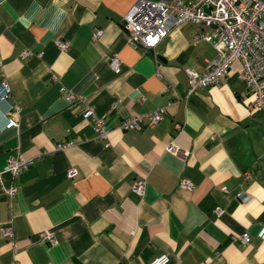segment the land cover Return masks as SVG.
Wrapping results in <instances>:
<instances>
[{"label":"crops","instance_id":"crops-1","mask_svg":"<svg viewBox=\"0 0 264 264\" xmlns=\"http://www.w3.org/2000/svg\"><path fill=\"white\" fill-rule=\"evenodd\" d=\"M134 1L0 0V167L32 159L15 177L2 173L16 192L0 188V264H148L161 254L168 264H264V111L246 108L240 62L188 92L184 68L202 71L216 50L194 41L190 22L133 47L122 21ZM135 115L141 128H121Z\"/></svg>","mask_w":264,"mask_h":264},{"label":"built area","instance_id":"built-area-1","mask_svg":"<svg viewBox=\"0 0 264 264\" xmlns=\"http://www.w3.org/2000/svg\"><path fill=\"white\" fill-rule=\"evenodd\" d=\"M184 22L194 25V41H206L216 50V55L206 61L205 67L198 72L189 67L184 68L189 82V91L216 85L220 79L228 74L230 65L234 61L240 62L239 75L246 83L251 99L247 101L248 111H264V0H135L123 17L122 25L128 35V42L133 47L143 46L153 48L158 41L169 32ZM100 28H95L93 39L101 34ZM61 48H66L67 43L59 42ZM111 69L118 73L121 61L117 55L109 58ZM5 96L9 93V85L5 79L1 81ZM4 96V97H5ZM3 97V98H4ZM72 99L70 95L68 100ZM163 109H156L150 113L149 125H154L161 120ZM84 116H92L94 128L100 135H105L106 129L100 118L96 117L90 107H86ZM140 115L128 116L122 119L121 128H141ZM16 125L14 120H9L6 127ZM65 144H57L56 148ZM168 150L179 153L180 149L175 143L168 145ZM32 163V159L24 157H10L0 167V188L10 196L16 192V186L11 184L4 187L2 173L9 172L11 176H17L22 170ZM78 174V169L71 166L66 175L73 178ZM146 180L144 177L136 179L132 185L133 191L142 194ZM180 186L190 189L192 183L183 177ZM244 198L242 191L237 193ZM214 213L219 216L222 209L217 206ZM3 235L12 236L11 229L4 228ZM258 237L264 239V224H262ZM43 236L53 241L50 233ZM237 238V237H233ZM238 239L246 244L250 241L247 233L241 234ZM170 257L161 254L152 259L148 264H168Z\"/></svg>","mask_w":264,"mask_h":264}]
</instances>
